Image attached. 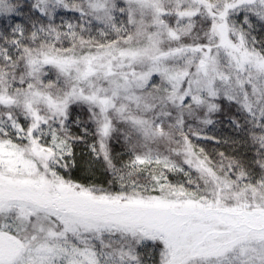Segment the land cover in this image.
<instances>
[{"label":"snow or ice","instance_id":"snow-or-ice-1","mask_svg":"<svg viewBox=\"0 0 264 264\" xmlns=\"http://www.w3.org/2000/svg\"><path fill=\"white\" fill-rule=\"evenodd\" d=\"M0 264H264V0H0Z\"/></svg>","mask_w":264,"mask_h":264}]
</instances>
